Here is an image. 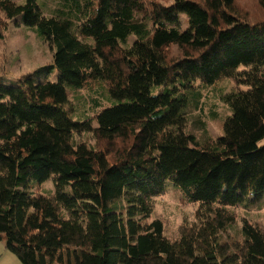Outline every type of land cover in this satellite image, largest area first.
Returning <instances> with one entry per match:
<instances>
[{
    "label": "trees",
    "instance_id": "obj_1",
    "mask_svg": "<svg viewBox=\"0 0 264 264\" xmlns=\"http://www.w3.org/2000/svg\"><path fill=\"white\" fill-rule=\"evenodd\" d=\"M0 0L51 50L0 84V242L21 264H264V0ZM55 70L56 80L41 74ZM4 64L0 66V74ZM226 82L224 135L185 129L202 91ZM104 84L118 103L74 122L67 89ZM155 94H152V92ZM93 131L94 149L74 140ZM52 182L41 194L33 187ZM171 182L194 219L171 240L150 221ZM242 219H244L242 221Z\"/></svg>",
    "mask_w": 264,
    "mask_h": 264
},
{
    "label": "rangeland",
    "instance_id": "obj_2",
    "mask_svg": "<svg viewBox=\"0 0 264 264\" xmlns=\"http://www.w3.org/2000/svg\"><path fill=\"white\" fill-rule=\"evenodd\" d=\"M59 1L37 0V5L42 13L51 15L59 8ZM162 3L169 4L170 0H162ZM5 34V41L0 42V66L4 64V71L0 74V84L13 86L16 84L17 76L44 66L51 58V50L48 44L39 38L34 28L17 25L14 21L9 23ZM41 74L50 81L56 80L55 70L44 71ZM229 88V85L224 82L214 85L207 91H202L197 110L187 116L189 122L185 129L196 140L215 139L224 135L225 126L234 118V111L221 99ZM155 92L156 90L152 94ZM67 98L66 107L72 110L70 119L78 123L88 122L92 129L98 125L95 119L96 113L118 103L110 97L104 84L90 86L78 92L67 89ZM73 137L77 143L84 144L88 150L95 148L92 130L74 134ZM263 144L264 138L259 145ZM52 189L50 180L42 186L32 188L41 194H46ZM180 195L173 184L168 182L164 193L155 198L150 218V221L158 218L163 222L164 236L171 240L177 238L181 224L189 223L194 219L195 206L181 202ZM241 217H245L247 221L264 231L263 204L258 203L250 211L241 212L233 229L229 231L230 234L239 233L242 225ZM4 243L0 242V264H21L14 254L4 248Z\"/></svg>",
    "mask_w": 264,
    "mask_h": 264
},
{
    "label": "crops",
    "instance_id": "obj_3",
    "mask_svg": "<svg viewBox=\"0 0 264 264\" xmlns=\"http://www.w3.org/2000/svg\"><path fill=\"white\" fill-rule=\"evenodd\" d=\"M23 74V73H22ZM4 248H5V245H4Z\"/></svg>",
    "mask_w": 264,
    "mask_h": 264
}]
</instances>
